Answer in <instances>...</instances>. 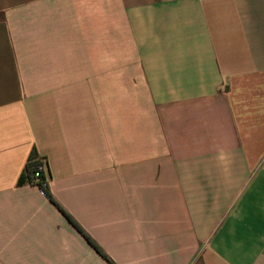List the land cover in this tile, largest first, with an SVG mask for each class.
<instances>
[{"label":"crops","instance_id":"1","mask_svg":"<svg viewBox=\"0 0 264 264\" xmlns=\"http://www.w3.org/2000/svg\"><path fill=\"white\" fill-rule=\"evenodd\" d=\"M55 3L0 0V264H264V0Z\"/></svg>","mask_w":264,"mask_h":264},{"label":"trees","instance_id":"2","mask_svg":"<svg viewBox=\"0 0 264 264\" xmlns=\"http://www.w3.org/2000/svg\"><path fill=\"white\" fill-rule=\"evenodd\" d=\"M37 160H36V156L35 154L33 153L31 155V159L29 161V163L27 164L26 166V169H25V172L20 176L19 178V184H25V183H33L34 182V179H33V172L35 171L36 169V166H37ZM45 192L48 193V189H44ZM60 208V207H59ZM65 215H67V217L69 218V220L71 221V223H73V225L75 227H77L81 232L82 229L79 227V225L75 222V220L73 218H71L65 211H64ZM83 234H85L83 232ZM86 236V239L88 240V242L93 245L96 250L105 258L107 259L111 264H114L113 262H111L109 260V258L102 252V250L98 247V245L89 237L85 234Z\"/></svg>","mask_w":264,"mask_h":264},{"label":"rangeland","instance_id":"3","mask_svg":"<svg viewBox=\"0 0 264 264\" xmlns=\"http://www.w3.org/2000/svg\"><path fill=\"white\" fill-rule=\"evenodd\" d=\"M65 2H66V0H64ZM71 0H67V2H70ZM38 2V1H37ZM48 2H49V5H52L53 7H55V2H56V0H48ZM53 4H52V3ZM95 2H96V7L97 8H99L100 6L101 7H103V6H106V8H111V10H112V13H113V20H114V18L115 17H117L118 18V15L117 16H114V13H118V11H119V7H120V5H121V2H123V0H95ZM53 7H50L51 9H49V11H51L52 12V14H51V16L54 18V15H55V8H53ZM35 10L36 11H39L40 9H39V7H37V8H35ZM11 11L12 10H8V13L10 14V16L11 15H13V14H16L15 16H17V15H19V16H22L21 14H19L18 12H21L22 11V9L20 10V9H14L13 10V14L11 13ZM6 13H7V11H5ZM5 12L3 11V12H1L0 13V17H2V16H6V14H5ZM54 20V19H53ZM99 84H102V83H99ZM119 84V83H118Z\"/></svg>","mask_w":264,"mask_h":264},{"label":"built area","instance_id":"4","mask_svg":"<svg viewBox=\"0 0 264 264\" xmlns=\"http://www.w3.org/2000/svg\"><path fill=\"white\" fill-rule=\"evenodd\" d=\"M45 164L43 162H37L35 171L33 172V179L36 186L40 189H48L49 183L48 180L44 177Z\"/></svg>","mask_w":264,"mask_h":264}]
</instances>
